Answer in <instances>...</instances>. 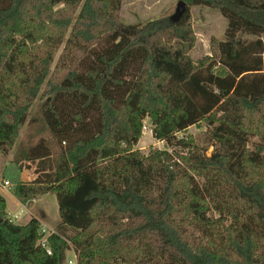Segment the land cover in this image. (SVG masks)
<instances>
[{
	"label": "trees",
	"instance_id": "trees-1",
	"mask_svg": "<svg viewBox=\"0 0 264 264\" xmlns=\"http://www.w3.org/2000/svg\"><path fill=\"white\" fill-rule=\"evenodd\" d=\"M179 2L181 16L140 25L122 21L123 0H83L76 17L51 0H0V152L40 101L54 145L15 154L44 174L11 187L24 206L55 195L60 217L43 246L40 221L15 224L0 195L10 264H64L69 250L76 264H264V0ZM193 6L227 21L198 62ZM66 31L53 67L50 42ZM146 119L168 149L134 150ZM201 122L211 156L177 137Z\"/></svg>",
	"mask_w": 264,
	"mask_h": 264
},
{
	"label": "rangeland",
	"instance_id": "rangeland-1",
	"mask_svg": "<svg viewBox=\"0 0 264 264\" xmlns=\"http://www.w3.org/2000/svg\"><path fill=\"white\" fill-rule=\"evenodd\" d=\"M180 0H123L121 18L126 24H140L143 25L147 22L154 20H166L170 19L177 10V6ZM55 12L63 16L76 17L78 14L83 0H51ZM191 13V26L196 37V43L193 50L190 52V56L194 61H200L205 57H212L213 46L212 41H222L225 38V31L227 28L226 19L220 14L216 9L203 7V6H193L190 8ZM64 36V38H63ZM58 36L55 37L54 41H51V46L55 47L57 51L56 59L53 67H55L59 61V58L63 55V51L69 42V32H63L61 40L57 43ZM264 43V37L262 38ZM264 58V54H263ZM76 57H72L70 63L73 64ZM40 101H37L31 114L22 128L19 141L16 142L14 147L10 149L8 154L3 155L0 152V184L8 180L11 185L15 184L16 174H19L21 180V174L24 171L34 170L36 177L40 176L42 178L44 170L39 162L26 161L22 162V170L18 169V166L13 163V158L15 154L22 157L25 155L29 147L39 140H48L53 144V139L51 138L46 127L39 120V110L38 105ZM37 118V119H36ZM153 127L149 119L144 120L142 136L139 142L134 147V150L140 151L144 155H148L151 149H168L164 142H159L153 138L152 132ZM192 136L195 143L205 152L207 156H211L213 153V142L211 139V129L205 122H201L198 125L190 127L186 132L178 134V138ZM258 139L253 138L251 140L250 146L253 143H257ZM39 170V173H36ZM39 179V180H40ZM22 181V180H21ZM37 181V180H35ZM32 181H27L26 183H32ZM12 194L14 193V187H10ZM1 189V186H0ZM2 191L0 190V195ZM14 195V194H13ZM9 197V195H8ZM7 211L11 220L15 224H25L30 218V212H34L27 207L28 212L23 213L17 220H14V215L22 209L21 205L16 202V200L11 196L8 198ZM38 201V206H45L49 211V217L53 220L59 219V209L58 203L55 195H45L41 196ZM35 201V200H34ZM32 208H34V202L32 203ZM38 210V209H36ZM35 215L41 220H44L42 212L36 211ZM3 245V246H2ZM6 243L4 237L0 231V264H10L8 254L6 252ZM7 248V247H6ZM8 251V249H7ZM9 253V252H8ZM56 257L49 264H54ZM71 262V263H70ZM64 264H76V256L73 250L67 251L66 261Z\"/></svg>",
	"mask_w": 264,
	"mask_h": 264
},
{
	"label": "crops",
	"instance_id": "crops-1",
	"mask_svg": "<svg viewBox=\"0 0 264 264\" xmlns=\"http://www.w3.org/2000/svg\"><path fill=\"white\" fill-rule=\"evenodd\" d=\"M36 173H39V175H40L39 170ZM39 179H40V176L36 177L35 174H34V170H32V171H24L21 174V180L23 182H25V183L27 181H32V180L35 181V180H39ZM10 190H11V188L1 190L2 191V194L1 195L5 198L6 205L8 204L7 203L8 202V199H7L8 195H9L8 198H10L12 196L16 200V202L21 205L22 209L19 210V212H17L14 215V220H17L23 213L28 212V209H27L26 206L22 205L11 192H9ZM49 195H51V194H49ZM38 201H39V199H37V200L34 201V208H32V206H28V208H30V210H33L34 211V212H30V213L28 212L29 215H31V218L25 224H19V225H26L32 218H36V219H38L40 221L41 225L47 227L51 232H54L56 226L60 222V217H59L58 220H53L52 221L50 219V217H49V211H48V209L45 206H41V207L38 206L37 205L38 204ZM36 209H38L39 212H42L43 213V216H44V220L43 221L41 220V218H39V217H37L35 215V212L38 211Z\"/></svg>",
	"mask_w": 264,
	"mask_h": 264
},
{
	"label": "built area",
	"instance_id": "built-area-1",
	"mask_svg": "<svg viewBox=\"0 0 264 264\" xmlns=\"http://www.w3.org/2000/svg\"><path fill=\"white\" fill-rule=\"evenodd\" d=\"M151 132L153 133V130H151ZM1 189L0 190H4V189H8L11 187L10 181L6 180L3 182V184H0ZM40 233L42 234L43 238L41 240V244L43 246H45L46 242H47V237L52 234V232L45 226L41 225L40 227ZM49 254H51V252L49 251ZM71 263V262H70Z\"/></svg>",
	"mask_w": 264,
	"mask_h": 264
},
{
	"label": "water",
	"instance_id": "water-1",
	"mask_svg": "<svg viewBox=\"0 0 264 264\" xmlns=\"http://www.w3.org/2000/svg\"><path fill=\"white\" fill-rule=\"evenodd\" d=\"M185 11V4L179 2L178 6H177V10H176V14L181 16L182 13H184ZM2 222V219L0 218V223Z\"/></svg>",
	"mask_w": 264,
	"mask_h": 264
}]
</instances>
